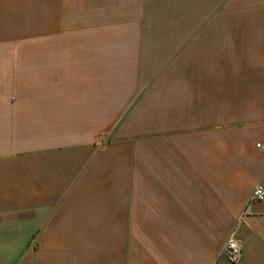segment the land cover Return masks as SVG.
<instances>
[{"label": "crops", "instance_id": "1", "mask_svg": "<svg viewBox=\"0 0 264 264\" xmlns=\"http://www.w3.org/2000/svg\"><path fill=\"white\" fill-rule=\"evenodd\" d=\"M264 0H0V264H264Z\"/></svg>", "mask_w": 264, "mask_h": 264}, {"label": "built area", "instance_id": "2", "mask_svg": "<svg viewBox=\"0 0 264 264\" xmlns=\"http://www.w3.org/2000/svg\"><path fill=\"white\" fill-rule=\"evenodd\" d=\"M257 148L264 153V144L258 143ZM262 201H264V186L258 184L254 187L248 206L240 216V219L248 214L249 208L252 204ZM235 233V230H233L229 235L219 255V257H224L226 262L224 263L218 258L215 264H237L240 261L243 252V244L237 240Z\"/></svg>", "mask_w": 264, "mask_h": 264}]
</instances>
